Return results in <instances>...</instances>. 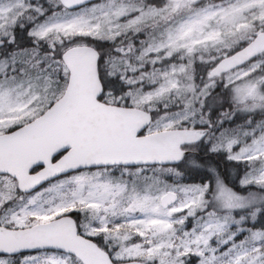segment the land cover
Returning <instances> with one entry per match:
<instances>
[{
	"label": "snow or ice",
	"instance_id": "1",
	"mask_svg": "<svg viewBox=\"0 0 264 264\" xmlns=\"http://www.w3.org/2000/svg\"><path fill=\"white\" fill-rule=\"evenodd\" d=\"M0 264H264V0H0Z\"/></svg>",
	"mask_w": 264,
	"mask_h": 264
}]
</instances>
